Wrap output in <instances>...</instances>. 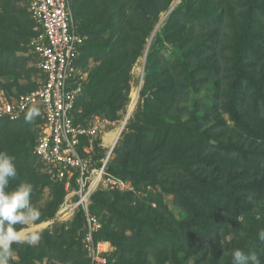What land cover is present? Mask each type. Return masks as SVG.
I'll return each mask as SVG.
<instances>
[{"label":"rangeland","instance_id":"374dc122","mask_svg":"<svg viewBox=\"0 0 264 264\" xmlns=\"http://www.w3.org/2000/svg\"><path fill=\"white\" fill-rule=\"evenodd\" d=\"M80 1L82 0H68V3L75 28H87V23L91 20V11H86L84 15H81L82 6ZM137 1L134 0L133 3L135 4ZM226 3L229 5L230 13L232 11V20L224 25L219 39L215 38V42L209 39L208 45L211 42V46L200 45L199 48L203 49L202 52L198 51L199 48H195V52H188L195 43L208 39L205 37L209 30H201L195 38L192 37L191 41H188L187 38L190 37H188L189 33L186 32L187 28L192 26V22L193 25L208 22L212 18L213 12L222 3L217 0H168L158 15L152 16L148 21V24L150 23L152 26V31L148 33L149 35L145 39V49L132 64L128 72L129 80L127 79L124 85H120L119 90L117 89L122 91L123 94L126 92L127 101L115 112L116 115L87 112L83 117V111L79 109V106L76 108V116L79 122L77 124L82 130L77 146L78 154L89 159L91 166L98 171L105 164L99 182L89 198L87 211L103 221L104 231L100 236L101 239H104L103 242L109 245L107 253H114L113 257L111 255L113 264L118 262L120 248H118L111 235L106 233L107 230L113 229L119 234L129 235L124 232L123 224L116 220L117 217L102 203V199H106V204L113 202L116 197H119L117 201L120 203L121 208L130 205L131 209H137L140 203H145L152 208L166 209V212L175 221L186 219L188 215L189 219L196 218L199 226L195 230H199L207 242L214 238L212 228H216L215 222L210 223L212 225L210 226L207 221L209 219L214 221L224 220V223L219 226L220 242H222L223 236L226 235L227 239L232 241V245L230 248L225 246L218 259L225 264H232L231 253L234 249L239 248L246 254H255L259 258L260 264H264V241L259 239L256 232L259 226L249 224L250 218L264 221V193H259L257 190V186L260 184L264 189V91L262 94L260 93L262 97L256 100L254 94L257 93L259 88L252 89L254 84L256 86L260 85L264 89V40L257 32L260 29H251L252 25L255 24V20L257 21V14L264 19V5H260V3H264L263 0H227ZM28 5L29 0H0V95L10 101H16L21 96L35 91L43 81L42 73L38 68L37 55L33 48V39L39 31V26L30 16ZM253 8H255V11H253ZM256 9H258V13ZM195 10H199V13L196 12L198 17L195 21H192L188 14H191L192 11L195 12ZM103 13L105 14V11L102 7L95 12V16L100 22L103 21ZM28 18L32 26L30 30L29 25L25 23ZM249 18H254V20H252L249 26L250 29H248L251 33L255 32L256 35L258 33V37L253 38L251 42L242 33L244 29L242 25L247 24ZM112 22L116 24V20ZM102 28L106 30L105 27ZM117 28L115 27L114 31ZM107 30H113V28ZM157 35L161 36V41L155 44V52L158 58L161 56L162 61L168 63L171 71L174 70L176 64L183 61L185 63V65L182 63L184 67L183 84L190 82L188 85L194 84L195 87L196 92L194 93L190 90L186 93L182 91L183 94H186L185 101L181 103V109L178 113H186V108L194 114L192 116L199 119L200 130L206 131L205 136H202V138L204 137L209 145L207 156L209 152L214 153L212 156L214 162H218L220 156H224L223 160L227 164L218 162V166L224 164L226 172H232V188L228 192H223L224 195L220 197L223 198L221 200L223 203L215 206L219 197H214L211 205L206 204L204 215L201 217L194 216V213L198 214L199 210L189 211L185 201L180 197H176L177 192H181L185 196L190 195L195 200H199V196L195 194L197 191H193L190 186L184 187L187 182L185 167L177 168L179 171L170 170L167 175L168 184L143 180L134 181L128 174L116 175L106 168L107 163L114 157V148L123 138V135L128 132L126 126L129 118L134 117V114L141 110L143 103L140 93L144 87L145 76L144 56L147 52V45L151 46ZM84 36L88 41V33H84ZM183 38H186V41H183ZM181 41L183 43L179 45ZM208 55L214 56L215 69L212 68L211 58ZM217 57L220 65H218ZM192 60L198 70L200 69L198 65L200 63H202L203 68L201 74L196 70L193 73V75L195 74L194 79H188L187 76L190 77V67L193 64ZM97 64V60L92 56L87 59L81 58L77 62L79 72L83 75V94L84 90H87L89 77L97 68ZM158 71L157 69V73ZM118 91L115 96L112 95L113 99L119 97ZM133 91L137 92V100L126 119ZM180 99L184 100L183 96ZM198 103L203 106L200 108ZM32 107L38 108L41 115L36 117L33 122L28 123L25 120V115ZM202 107V112L192 109H202ZM145 115H142L141 112L139 120L145 121L150 129L152 119ZM42 129L43 120L39 104L29 107L14 119L0 117V137L9 133L12 135V139L8 144H21L31 155ZM117 130H119V134L113 145L104 140L106 134L114 133ZM230 138H232V142L229 141ZM256 142L260 145L255 144ZM228 146L232 148L230 151L225 149ZM234 148H240L238 155H240L241 150L247 151L250 154L249 157L241 156L238 158V162L235 159L237 157H235ZM173 149L174 146L169 144L165 152H170ZM220 149H224L225 152ZM252 151L257 153L256 157L252 158ZM170 162H180V160L174 159ZM230 163L232 164V170L229 168ZM151 164L156 165L154 162ZM141 167H143V164ZM256 168H259L258 175L254 173ZM39 172L42 176L45 174L46 177L43 180L44 183H47L39 194V200L33 204L40 210L41 217L36 223L28 225L27 229L39 232L41 242L47 234H50L52 245L44 247L43 250H40V245L36 246V249L39 250L32 251L35 256L32 258L33 264H86L87 260V264H90L87 250L82 242L84 234L80 213L82 208L77 206L73 208L71 213L65 214L60 207L65 199H67V202H75L73 188L65 189L66 183H63V189H61L62 200L54 210L53 215L48 217L47 210L52 201V188L56 180L50 177L48 169L45 167L39 168ZM215 183L216 181L206 188L216 187ZM248 183H250V187L247 188ZM208 189L204 192L206 193ZM213 195H215V192H213ZM231 199L232 201L228 203L227 201ZM242 211L244 213H241ZM263 225L262 222L260 226ZM242 227L244 229L240 230ZM261 230H264V226ZM241 232L245 233L243 237L239 235ZM165 233H167V227ZM152 236H154V233ZM152 238L158 251L167 242L171 243L167 241L169 239H165V236L159 240ZM215 238L218 237L215 236ZM42 245L44 246V244ZM199 247L200 244L197 245L198 249ZM178 256L181 258L180 264H190L192 258H196L197 262L199 261L198 264H211L213 262L210 254L207 255L209 261L204 263V260H200V255H190L187 248L180 252ZM39 258L42 260H39ZM146 258L147 260L143 264H177L174 259H170L171 262L165 261V257L160 256L159 252ZM18 262L19 255L16 251H13L10 264H20ZM221 262L218 264H221Z\"/></svg>","mask_w":264,"mask_h":264},{"label":"trees","instance_id":"16d2710c","mask_svg":"<svg viewBox=\"0 0 264 264\" xmlns=\"http://www.w3.org/2000/svg\"><path fill=\"white\" fill-rule=\"evenodd\" d=\"M134 0H82L80 4L82 10L81 15H84L86 11H91L90 18L88 21L87 28H77V31L84 35L88 33L89 40L85 39L80 49L79 59H87L94 57L97 60V68L93 71L89 77V83L87 90L81 91L77 100L74 104V123H79L77 120L76 108L83 111V117L86 113H101L107 115H116L115 112L127 101L126 92L124 94L119 90L120 85H124L128 79V72L135 59L141 55L145 49V39L148 37V33L152 31V26L148 21L152 16H157L162 10L163 6L168 0H138L135 4ZM222 5L213 12L212 18L203 24H196L187 28L188 41H191L192 37H196L201 30H209L203 41L195 43L188 52H195V48H199L200 45L205 44L211 46V42L208 45V40L216 41L215 38L219 39L221 31L224 25L228 24L232 20V11L230 13L229 5L224 0H217ZM264 3V0H263ZM260 5H264L260 3ZM103 8V21H98L95 16L97 9ZM255 11V8H253ZM258 13V9H256ZM199 10L192 11L188 14L190 19L193 21L198 17L197 13ZM259 17V14H257ZM92 16V17H91ZM201 17V16H200ZM250 17V16H249ZM256 17L255 24L252 25L253 30H258L264 40V19ZM116 20V24L112 22ZM251 20V21H250ZM254 18H249L248 23L242 25L244 27L242 33L246 39L251 42L253 38H257L255 32H250V24ZM29 25V30L32 28L30 19L26 22ZM257 25V26H256ZM105 27L106 30H104ZM113 30H107L109 28ZM115 27H118L115 31ZM249 28V29H248ZM189 30V31H188ZM117 31V32H116ZM84 32V33H83ZM116 32V33H115ZM212 38H209V37ZM186 38H183V41ZM161 41V36L157 35L151 46L148 44L145 55L144 63V87L140 93L142 99L141 110L134 114V117H130L126 128L127 133L123 135L118 145L114 148V157L107 163V170L116 175H130L134 181H152L153 183L158 182L162 184H168L169 179L167 177L170 170L179 171L177 168L185 167V176L187 182L184 187L190 186L193 191H197L195 194L199 196V200H195L192 196H185L181 192H177L176 197H180L185 201L189 211L199 210V213H194V216L201 217L204 215L206 204L211 205L214 197H219L217 200L218 206L223 203V198H220L223 192H228L232 188V172H226L224 164L218 166V162H224V156L219 158L218 162H214L212 157L214 153H210L207 156L208 144L207 140L202 136H205V130H200L199 119L196 116H192V112L185 108L186 113H178L181 109V103L185 101L186 91L196 92L194 84L185 83L183 84L184 67L182 63L176 64L173 71L168 67L166 61H162L161 56H157L155 52V44ZM232 42V38H231ZM182 41L179 45H182ZM185 43V42H184ZM261 44V42H259ZM258 46V44H257ZM260 47V46H259ZM203 50L199 48L198 51ZM202 52V51H201ZM82 53V54H81ZM156 54V55H155ZM212 63V68H216L214 63V56L208 55ZM218 58V57H217ZM77 60V62H78ZM191 62V61H190ZM193 62V60H192ZM200 69L194 65L190 67V74L187 78L194 79L197 70L199 74L202 72V63L198 64ZM218 65L220 61L218 58ZM156 67V70H155ZM159 67V68H158ZM157 69L159 70L157 73ZM129 80V79H128ZM258 87L257 93H255V99L262 97L264 91L263 87L255 84L252 89ZM116 91L114 92V90ZM118 89V90H117ZM260 90V91H259ZM118 91V98L113 99V96ZM183 91V92H182ZM189 91V92H190ZM148 92V94H146ZM261 93V94H260ZM123 94L121 97L120 95ZM108 96V97H107ZM183 96L184 100L180 99ZM254 97V96H253ZM79 103V104H78ZM203 106L201 103H198ZM193 110L203 111L202 109L192 108ZM110 111V112H107ZM142 112L145 116L150 117L152 126L150 129L145 121L139 120V115ZM195 113V112H193ZM109 115V114H108ZM150 135V136H148ZM12 139V135L9 133L0 137V151H5L9 155L15 157V165L17 169V179L10 180L9 188H14L20 182H28L33 185V193L31 196V203L35 204L42 192V188L45 184L44 177L39 172V168L43 167L39 162L35 154H30L29 151L25 150L21 144L15 145L14 143L8 142ZM232 142V138L229 140ZM172 144L173 150L165 152L167 146ZM255 144L260 145L258 142ZM226 151H230V146L225 148ZM235 158L238 162V158L244 156L249 157V153L241 150L240 148H234ZM225 152L224 149H220ZM232 151V150H231ZM229 153V152H227ZM248 153V154H247ZM225 155V154H224ZM257 153L252 151V158L256 157ZM174 159H179L180 162H170ZM156 163L152 165L151 163ZM171 163V164H169ZM217 163V164H215ZM227 164V162H224ZM143 164V167H141ZM169 164V166H167ZM167 166V167H165ZM230 170H232V164H229ZM259 168L255 169V175H258ZM181 174V173H180ZM216 187H209L214 184ZM250 187V183H248ZM256 188L255 186H251ZM63 182L56 180L54 187L52 188L53 196L52 201L48 207V217H51L54 210L58 207L62 200ZM206 193L204 190H206ZM210 190V191H209ZM246 190V189H245ZM259 193H264L262 184L257 186ZM212 192V193H211ZM215 192V195H213ZM222 194H219V193ZM210 194V195H208ZM219 194V195H218ZM243 200L241 198H238ZM119 197H116L113 202L106 203V199H102V203L106 208L116 216V220L120 221L124 226V232L129 234L127 236L124 233L119 234L113 229L107 230L106 233L110 234L114 239L120 253L118 254V262L116 264H143L148 256L159 252L160 256L165 257V261L174 259L177 264H180L181 258L178 256L180 252H183L187 248L190 255H200V260L209 261L207 255L210 254L213 258L211 264H218L221 262L218 258L223 252V248L226 246L231 247L232 241L227 239L224 235L222 242H220V228L219 226L224 223L223 221H214L209 219L207 224L216 223L215 227L212 228L213 235L218 238H211L208 242L204 240L202 233L199 230H195L199 226V222L196 218L189 219V215L186 219L175 221L171 218L170 214L166 212V209L152 208L145 203H140L137 209H131L130 205L123 206L121 208L120 203L117 201ZM205 200V201H204ZM231 200H228L229 203ZM238 201V200H236ZM178 202V198H177ZM237 211H239L237 209ZM83 226L84 218L83 212L80 210ZM241 213H244L242 211ZM101 228L93 234L94 242L104 241L101 239V234L104 231V224L100 219ZM264 221L256 220L255 218L249 219V224H257L259 226L256 230L257 235L261 231L260 224ZM167 227V233L164 231ZM212 226V225H210ZM242 227L240 230H243ZM85 229L83 228V232ZM154 233V236H152ZM50 234L40 240L32 246L20 244L13 245V251H16L19 255L20 264H33L32 258L34 253L32 251L40 245V250L47 246H51ZM169 239L171 243L164 245L160 251L157 246L153 243L154 237L159 240L161 237ZM216 239V241H214ZM44 244V246L42 245ZM200 244L199 249L197 245ZM37 246V247H36ZM150 247H153L152 249ZM170 248L172 249L170 251ZM155 251V252H154ZM197 251V252H196ZM145 252V253H144ZM199 253V254H198ZM114 253H105L106 258L105 264H113L112 257ZM203 254V256H202ZM112 255V257H111ZM141 259V260H140ZM39 260H42L39 258ZM18 262V263H19ZM88 260L86 261L87 264ZM171 262V261H170ZM190 264H198L196 258H192ZM221 264H225L221 262Z\"/></svg>","mask_w":264,"mask_h":264},{"label":"built area","instance_id":"2783aa9c","mask_svg":"<svg viewBox=\"0 0 264 264\" xmlns=\"http://www.w3.org/2000/svg\"><path fill=\"white\" fill-rule=\"evenodd\" d=\"M28 11L39 26L33 48L43 81L35 91L16 101L0 95V117L14 119L35 104L41 106L43 129L33 153L51 178L66 183L65 189L73 188L75 202L65 199L61 210L69 214L77 206L82 208L85 229L82 242L90 264H105L104 254L109 245L94 242L93 234L101 228V222L87 211L105 164L98 171L89 159L78 154L82 130L73 121L74 104L83 87L77 60L86 38L74 26L68 0H29Z\"/></svg>","mask_w":264,"mask_h":264},{"label":"clouds","instance_id":"9594fccd","mask_svg":"<svg viewBox=\"0 0 264 264\" xmlns=\"http://www.w3.org/2000/svg\"><path fill=\"white\" fill-rule=\"evenodd\" d=\"M40 115V110L32 107L27 111L25 120L31 123ZM17 176L15 157L0 151V264H10L14 244L32 246L41 238L39 232L27 229L41 217L40 210L31 203L33 185L20 182L9 188L10 180H16ZM239 235L243 237L245 233ZM258 236L264 241V230ZM231 255L232 264H260L255 254H246L239 248L234 249Z\"/></svg>","mask_w":264,"mask_h":264},{"label":"bare ground","instance_id":"6f19581e","mask_svg":"<svg viewBox=\"0 0 264 264\" xmlns=\"http://www.w3.org/2000/svg\"><path fill=\"white\" fill-rule=\"evenodd\" d=\"M136 100H137V92L133 91L131 93V105L129 107L128 113L132 110L134 104L136 103ZM118 134H119V130H117L114 133H108L104 136V140L110 143L111 145H113L116 138L118 137Z\"/></svg>","mask_w":264,"mask_h":264},{"label":"water","instance_id":"95a60500","mask_svg":"<svg viewBox=\"0 0 264 264\" xmlns=\"http://www.w3.org/2000/svg\"><path fill=\"white\" fill-rule=\"evenodd\" d=\"M144 58H145V56H144ZM130 113H131V111H130V112L128 113V115L126 116V119L129 117Z\"/></svg>","mask_w":264,"mask_h":264}]
</instances>
